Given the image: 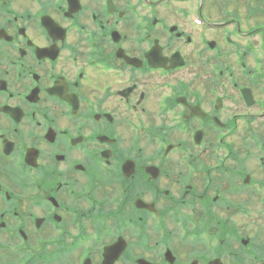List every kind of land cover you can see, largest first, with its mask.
Masks as SVG:
<instances>
[{
	"label": "flooded vegetation",
	"instance_id": "flooded-vegetation-1",
	"mask_svg": "<svg viewBox=\"0 0 264 264\" xmlns=\"http://www.w3.org/2000/svg\"><path fill=\"white\" fill-rule=\"evenodd\" d=\"M0 264H264V0H0Z\"/></svg>",
	"mask_w": 264,
	"mask_h": 264
}]
</instances>
